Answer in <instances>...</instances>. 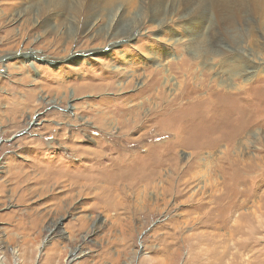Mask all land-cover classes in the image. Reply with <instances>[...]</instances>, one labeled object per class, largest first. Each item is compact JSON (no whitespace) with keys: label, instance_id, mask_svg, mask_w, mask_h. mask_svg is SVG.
<instances>
[{"label":"rangeland","instance_id":"1","mask_svg":"<svg viewBox=\"0 0 264 264\" xmlns=\"http://www.w3.org/2000/svg\"><path fill=\"white\" fill-rule=\"evenodd\" d=\"M40 1L0 0V264H264L251 6L228 23L205 0H143L110 39L73 13L60 34Z\"/></svg>","mask_w":264,"mask_h":264},{"label":"bare ground","instance_id":"2","mask_svg":"<svg viewBox=\"0 0 264 264\" xmlns=\"http://www.w3.org/2000/svg\"><path fill=\"white\" fill-rule=\"evenodd\" d=\"M118 1L121 2L122 8H123L118 13H117L118 9L116 8V0H45V1L42 0V1H40V3L38 2L39 3L38 7L40 8V10L38 12H39V14L41 13L40 18H41V16H45L47 19L55 20V23L57 25L56 30H58V32L60 34L67 32V30L66 31L64 30L65 28L63 29L61 27L64 25V21H67V19H66L67 14L73 13L76 17H78L77 19L81 18V20H79L80 28H79L78 33H83V32L85 33L86 31L91 30V27H93L94 28L93 32L90 33L91 36L97 37V35H103V36H109L110 39H113L114 37H118V36L122 35L123 29H127V28H125V24L123 23V21L119 23L118 20L123 19V14H126V13H127V15L132 14L134 9H137L139 11L140 10L139 6L142 5L140 3L143 0H118ZM152 1H154V0H152ZM159 1H162V0H159ZM185 1L186 0H184V3H185ZM29 2H31V0H29ZM190 2H192V1H189V3H187V1H186L187 4H191ZM200 2L203 3L202 1H200ZM204 2L208 5L209 8H211L213 11H215L218 18H222L224 20V22H228V23H229L228 20L231 18V17L228 18L230 15H232V16L233 15H236V16L239 15L241 7L246 6V4H248V6L249 5L251 6L249 8L253 11L252 13L254 14L253 16H254V19L256 21V25L264 26V0H205ZM152 3L153 2L148 0V2L145 3V5L147 4V6H148ZM166 3H168V2H166ZM184 3L182 5H184ZM196 4H198V3L196 2ZM32 5H33V3H32ZM145 5H144V7H145ZM184 6L187 7L186 5H184ZM198 6H199V4H198ZM146 9H148V8L146 7ZM174 9L175 8L169 9L168 12H165V11H163V12H156L155 11L154 12L153 11L154 12L153 14L152 13H151V15L149 14V18L152 20L153 15H155L157 17V19L153 18L154 19L153 21H156V23L159 24V26H161V24L165 22V19H168V18L170 19L171 15L177 13L178 10H174ZM182 9H183V7H182ZM199 9H201V8H199ZM149 10L151 11V9H149ZM30 11H31V9L29 8V12ZM107 11H112V12L115 11L112 18H110L107 21V23H105L104 25H99L98 27H94L98 18L100 20H102L103 17L106 15ZM147 12L148 11H143V13H140L141 18L145 17L147 15ZM192 13H190L188 15V16H190L191 19L198 12H195L193 14ZM134 14L137 15L136 13H134ZM135 15H132L131 17H133ZM104 19H106V18H104ZM131 19L134 20V18H131ZM142 19H140L139 23L132 25V27H133L132 30L138 28ZM46 21L42 20V23L48 24ZM230 21H232V20L230 19ZM191 23H192V21H191ZM250 36L255 40H257V38L260 37L259 34L254 30L252 32H250ZM252 73H254V72L251 70L250 72H246L245 74H243L244 77H242V80H244V82H247L248 80H250L251 79L250 76L252 75ZM220 80H221V83L223 84L222 89L225 87H226V90L228 88H230L231 90H233L231 92V94L239 96V97H241L240 95H242L244 97L247 96L246 93H243V94L237 93L238 91H240L242 89V86H246V85L251 86L252 85L251 83H247V84L246 83L245 84L233 83V80L228 76L225 77L224 79L220 78ZM108 86H110V85H108ZM219 90H220V88L218 90L216 89L215 93L219 92ZM215 106H216L215 103L206 104L207 109L209 107L213 108ZM192 116L195 117V115H192ZM107 182H108V180L105 181V184ZM93 187H98V185L93 186ZM98 188L102 189V191H100V193H102V195H100L98 193L97 198L99 199V197H100L102 199V201H104V202L110 201L111 195H108V194L104 195L105 190H107L108 188L105 185L103 187L100 186Z\"/></svg>","mask_w":264,"mask_h":264}]
</instances>
